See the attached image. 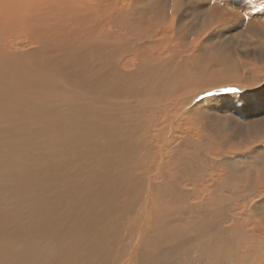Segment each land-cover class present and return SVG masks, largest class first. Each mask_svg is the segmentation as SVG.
<instances>
[{"label":"rangeland","instance_id":"rangeland-1","mask_svg":"<svg viewBox=\"0 0 264 264\" xmlns=\"http://www.w3.org/2000/svg\"><path fill=\"white\" fill-rule=\"evenodd\" d=\"M216 1L140 0L136 3V0H132L129 5L132 4L136 12L132 9L129 11L127 8L125 14L127 18L124 21L126 32L129 31L127 28L128 22L139 21L136 26L132 24V32L130 31L128 34L130 37H134L137 43L140 42L139 44L143 46L146 44L147 46L141 48L142 50L136 56L133 52L125 53V55L130 54V59L134 58L137 71L144 69L141 72V76L144 74L145 77L136 74L137 76L133 83L128 84L129 87L124 90L126 94L124 98L128 99L126 100L127 105L137 104V102L141 101L140 107L143 106L145 117L130 114V117H127L128 121H132V118L138 119V117L139 120H143L131 127L125 124L126 120L122 119L125 121L123 126L127 125L129 127L127 131L123 130V132H128L131 136L132 134L133 136L137 134L148 135V128L152 126L154 121L155 124L157 123L155 120L157 117L160 118L159 111L175 110L176 106L172 103L175 98H180L181 96L185 98L183 95H189L188 93L191 92H194V95L197 93L202 95L205 92L208 93L205 105H191V112L189 113L183 112V106L181 107L182 109L180 108L181 112L177 113V117H179L177 125L171 131L174 132L175 136L171 140H160L159 138L162 136L159 137L157 135L151 138L152 135L149 134L150 136L148 137L145 135V141L143 140L140 144H130L125 139L128 134L118 133V136L124 137L125 142L120 144L119 149L113 151L115 154L113 153L111 156L116 158V165L119 166L121 164L120 168L123 167L125 169V174L128 172L127 176L131 172L139 171L148 176L147 178H152V186L159 189L156 192L160 200L163 198L161 189L165 187L163 184L165 178L167 181L170 178L172 183L170 191L172 201L166 207V211L174 215L177 222L170 227L169 230L172 232L169 237L162 233L163 244L155 245L154 236L146 239L144 249H147V252L144 255L142 254L143 257L142 255L140 257L142 259L146 258L147 263L145 264H175V260L177 261L179 257L180 263L178 264H264V0H234L232 5L225 3L220 5V7ZM255 2H260V7L254 8L251 11L252 13H249L248 5L255 7ZM237 12L240 13L241 17H239ZM151 15L153 18H150ZM163 24L167 27L164 29L163 34L158 36L159 38L168 37L169 40L165 42L166 48L162 49V51L168 49L165 57H167L168 63L173 64L167 69L151 72L150 68L154 64L160 63V61L157 60L155 48L153 47L156 38L149 35V31H155L157 25L162 26ZM188 25L191 26L188 27ZM148 42L153 45H149ZM261 43L262 45H260ZM210 56L214 57L211 58ZM160 66H165V64ZM225 66L227 67L225 68ZM160 71L164 74L162 75ZM149 80L151 88L156 83V92L165 94L164 100L166 101L162 102L158 109H156V106L153 108L152 106L158 103L159 100L146 102L134 96L137 93V89H140L141 94H149L151 90V88H148ZM164 80H167L166 83H163ZM125 91H132L133 94ZM21 98L18 99L21 100ZM117 99L119 98L112 97L111 101H108L109 107L117 106V103H120ZM23 100L13 105L14 100L12 105L9 106V108H12V106L20 108L18 111L20 114H13L14 110L12 109L6 115V120L2 124L0 123V148L2 147L1 151H4L0 153L2 160L0 178L4 181L3 183L0 180V186H11L14 183L18 185V183L24 182L23 178L27 176L25 175L26 173L29 174L28 171H37L40 165L44 166L43 171L39 169L43 173L40 174L37 171L36 176H30L33 182L32 187L37 188L39 186L41 188V196L36 194L39 203L28 204V198L26 197L31 195L33 191H28L27 189L12 191L13 207L18 204L17 206L20 208L19 211L15 212L13 209H11L12 211L10 210L7 201L4 200L6 197L0 194V216L3 217L7 214L3 217L5 218V223H0V226H5V229L8 226L11 232L3 235L6 240H3V237L1 238L0 236L2 239L0 244L2 246L6 244L10 247L18 242L16 237L13 238L10 234H16L19 240L21 238L17 234L20 231L25 232V235L32 236L29 233L30 228L27 227L25 229V220H22L20 216L15 218L16 213L20 212L22 216L27 217L28 214L32 215V210L35 209L34 211H36L37 208H41L43 203L51 210L52 206H56L57 200H61V196L63 199L61 207L66 210L67 207H70L69 205L75 203L76 198L69 191L73 182L71 180L65 182V177L73 175L75 171H82L81 179H85L86 174L89 172V167H84L85 161L81 159V154L89 150L91 143L90 139L92 137L89 134V126H84L85 130L83 132H86V135L80 132L82 130L79 131L78 127H81V124L78 123L77 130H65L60 137H57L58 133L54 137V130L51 128L50 130L45 128L46 130H42V133L40 130H32L30 125H22L29 116L28 111L21 109ZM55 103L54 101L52 105H55ZM100 103L97 100H83L84 105L79 116L88 117L91 113L86 115L85 113L98 110V106H101ZM167 103L172 104L167 107ZM97 104L99 105L97 106ZM36 113L38 114V112ZM13 115L15 118H13ZM38 117L41 118V116ZM40 120L42 121V119ZM116 122L110 124H115ZM132 122L134 123V121ZM28 127L29 129H27ZM162 127L166 128V125H162ZM170 130L171 128L167 127L162 133L170 134ZM47 134L49 135L46 139L45 136ZM58 138L61 140L62 148L58 145ZM169 142H171V145L168 144ZM73 143L77 147H74ZM180 144H183L185 153H180V151L176 150L179 153L176 157L179 162L175 166L171 163H165L171 160V155L167 154V150L170 147L173 149V147H177ZM168 146L169 149L167 148ZM161 147H163V150ZM13 148H17L20 151L19 154L24 157L23 161L18 156H10L9 152ZM7 150L9 151L8 153ZM72 150L73 153H70L69 151ZM159 151H161L160 154H164L163 158L160 156ZM120 154L121 156L118 157ZM71 155H74L73 160H71ZM184 155L197 157L193 166H189L188 160L183 158L185 157ZM15 162L18 163L17 167L21 166L18 173L9 172L6 170H10L8 167L2 166L3 164L10 166ZM187 166L190 170L186 171ZM54 167L57 170L55 172ZM166 171L169 173L167 174L169 177H162V175L166 176ZM37 177L38 179H36ZM95 185H90L88 189L91 186L97 189L98 186ZM27 186L31 187V183L26 184ZM20 196L21 198H19ZM123 200L122 198L121 204ZM19 201H22V204ZM203 203L205 204L204 206L201 205ZM201 209L204 210L202 211ZM11 216L14 220L10 219ZM55 216L56 214L51 210L44 213L40 217L42 219L32 220L31 224L35 223L32 226L37 225L39 227L46 220L48 222L46 230H49L48 232L55 236L54 229H57V226L65 222L63 218ZM130 224L132 223L129 222L127 226L129 227ZM2 227H0V230ZM33 229L35 228L33 227ZM15 231L18 233H15ZM48 232H45V230L42 232V237L45 235L44 237L47 240L51 235ZM163 232L166 231L164 230ZM133 237V235H130L124 238L122 243L115 244L114 242L108 245L104 253H100L93 264H127L128 261L131 264L134 258L129 251L132 252L136 240ZM80 238L82 236L74 239L78 240ZM54 241L58 244L57 240ZM71 242L75 243L73 238ZM32 247L37 249L35 245H32ZM32 247H30L31 256L29 255L28 259L34 258L36 254V256L44 260V258L48 257L47 255L51 256V252L54 250L51 245L46 246L47 248L44 251L41 250L39 252L32 251ZM178 248H181L180 252H178L179 254L173 252L176 249L179 250ZM178 255L179 257H177Z\"/></svg>","mask_w":264,"mask_h":264},{"label":"bare ground","instance_id":"bare-ground-1","mask_svg":"<svg viewBox=\"0 0 264 264\" xmlns=\"http://www.w3.org/2000/svg\"><path fill=\"white\" fill-rule=\"evenodd\" d=\"M139 1L140 0H136V3ZM130 2H132V0H0V113H2V115H0V123L2 124V122L6 120V115L9 114L8 112L10 110L13 109V114H18L20 108H16V106L9 108V106L12 105L14 100L15 102L13 105L20 103L22 99H24L21 109L28 111L29 116L27 121L23 122V126L30 125L32 130H40L41 133L42 130H46L45 128H47V130H50L51 128L54 130V137L56 133H58L57 137H60L65 130H77L76 127L78 126V123H80L81 127H78L79 131L82 130L80 132H82L83 135H86V132H83V130H85L84 126L88 125L89 134L90 137H92L90 139L91 143L89 142V150H86L85 153L81 154L82 158L80 157L85 161L84 167H89V172L86 174V178L81 179L83 174L82 171H75L73 175L65 177V182L67 180L73 182L69 191L74 198H76L75 203L69 205L70 207H67L66 210H63V207H61V202L63 200L61 196V200H57L56 206H52L51 208L52 212L56 214L58 218L60 217L65 220L62 225L59 223L60 225L57 226L58 228L54 229L55 236H52L53 234L48 232L49 230H46L48 226L46 220L42 226L38 225L39 227H37V225L32 226L35 223L31 224L32 220H40L42 219L40 217H42L44 213L51 211L48 209V206H45V203L42 204L41 208H37L36 211H34L35 209L32 210V215L28 214L27 217L22 216L20 212L16 213L15 218L20 216L22 220H25V229L27 227L30 228L29 233L32 236L25 235V232L20 231V233L17 234L21 238V240H19L16 234H10L13 238L16 237L18 242L14 243L12 247L6 244L5 246L0 244V264H93L99 254L104 253L108 245H111L114 242L115 244L122 243L124 238H127L130 235H133L136 239H134L135 244L132 252L129 251L130 255L134 258L131 261V264H145L147 263L146 258L142 259L140 257L147 252V249H144L146 239L154 236L153 241L155 242V245H158L164 243V240L161 238L162 233L166 234V237L171 235L170 233L172 231L169 229L177 221L174 215H171L166 211V207L172 201V197L170 196V191L172 189L170 178L168 181L165 178V181L163 182L165 187L161 189L163 198L160 200V197L156 192L159 191V189L152 186V178H147L148 176H145L143 172L140 173L139 171L131 172L129 176H127L128 172L125 174V169L123 167L120 168L121 164L119 166L116 165V158L111 156L114 153L113 151H117L119 145L125 142L124 137L122 138L121 136H118V133H125L127 135L128 132L125 131H127L129 127L134 126L135 123L136 125L137 123L139 124V121L142 120L141 118V120H139V117L138 119L132 118V121H134L133 123L132 121H128L127 117H130V114L145 117V114H143L145 113L143 106L140 107L141 101L137 102V104L132 103L127 105L126 100L128 99L124 98V95H126L124 90L129 87L128 84H132L136 76H141V72L144 70L137 71L134 58L130 59V54L125 55V53L133 52L136 56L138 55L137 53L142 50L141 48L147 46L146 44L144 46L139 44L140 42L137 43L136 39L130 37L128 34V32L131 31L132 24L136 26L139 21L128 22L127 28L129 31L126 32L124 21L125 19L127 20L125 15L127 8L129 11L132 9L136 12L133 5H129ZM233 2L234 0L216 1L219 7L225 3L232 5ZM254 4L256 5L255 7H252L250 4L248 5L249 13L254 8L256 9L261 5L260 2H255ZM237 14L239 15L240 13L237 12ZM239 17L241 16L239 15ZM150 18H153L152 15ZM164 18H166V16H164ZM191 25H188V27ZM166 27L167 26L164 24L162 26L157 25L155 31H149V35L156 38L154 45L152 43L150 44L155 48L156 58L160 61V63L154 64L153 67L150 68L151 72H156L157 70L164 68L167 69L173 64L168 63L167 57H165V53L168 49L162 51V49L166 48L165 42L166 40H169L168 37L159 38L158 36L163 34ZM260 45H262V43ZM157 51H159V53H157ZM123 55H125V59L122 58ZM161 64H165V66H160ZM235 64L234 66H236ZM226 67L227 66H225V68ZM161 73L162 75L164 74L163 72ZM142 76L145 77L144 74ZM166 81L167 80H164L163 83H166ZM144 84L147 86L145 82ZM153 85V88H151L149 80L148 88H151L149 94H141L140 89H137V93H135L134 96L137 98L139 97L146 102L150 100H159L158 103L152 106V108L156 106V109H158V106L166 101L164 100L165 94L157 93L155 90L156 83ZM159 85H161V83H159ZM125 92L132 93V91ZM188 94L189 95L186 96L183 95L185 98L181 96L180 98L174 99L172 103L176 106L175 110L170 109L159 111L160 118L157 117V119H155L157 121L156 124L155 121L153 122L154 119L151 118L153 119V124L150 123L152 126L148 128V133L152 135L151 138H154V136L157 135L159 137L162 136L159 138L160 140L164 139L167 141L168 139H173L175 135L174 132L171 131H173L174 126L177 125L179 119L177 113L179 114V111L181 112V107L183 106V112L185 111V113H189L191 112V105L198 106L207 103L206 98L208 93L206 92L203 95L200 93L194 95V92ZM20 97H22L21 100L18 99ZM112 97L119 98L117 101L119 100L120 103H117V106L109 107L108 101H111ZM85 99H91L93 101L97 100L101 102V106L97 104V106L99 105L98 110L86 112L85 115L90 113L91 115L88 117H84L83 115L81 117V115L79 116V113L83 108V100ZM54 101L56 103L55 105H52ZM172 103H167L166 106H171ZM36 112H38V114ZM155 113L158 114L157 112ZM38 116H41V118ZM13 118H15L14 115ZM40 119H42V121ZM122 119L127 122L125 123ZM114 122H116V125L110 124ZM123 123L127 124L129 127L127 125L123 126ZM162 125H166V128L170 127L171 133L163 134L162 132L166 128L162 127ZM27 129H29V127ZM123 130L125 131L123 132ZM49 134L45 136L46 139ZM149 134H137L136 136L128 134V137H125V139L127 143L140 144L143 140L145 141L146 136H150ZM130 136L131 138H129ZM77 139L80 140L79 137H77ZM57 141L59 147L62 148L60 138H58ZM73 144L74 147H77L75 143ZM168 144L171 145V142ZM1 148L0 153H3L4 151H1ZM167 148L169 149V146ZM161 149L163 150V147H161ZM176 150L180 151V153H185L183 144L177 145V147H173V149L170 147V149L167 150V154L171 155V160H168V162L165 163H171L175 166L179 162V159L176 158L179 153ZM8 152L9 151L7 150V153ZM19 152L20 151L17 148H13L9 153L11 154L10 156H18L20 160L22 159L21 161H23L24 157L22 154H19ZM69 152L73 153V150ZM160 153L161 151H159V154ZM163 155L164 154H160L162 158ZM73 156H70L71 160H73ZM120 156L121 154L118 157ZM183 158L188 160L189 166L191 167L197 157L187 155ZM1 161L0 157V165L2 164ZM17 164L18 163L15 162L10 166L5 164L2 166L8 167L10 170H6L9 172L18 173L21 166L17 167ZM43 166L44 165H40L37 168L38 173H43ZM187 170H190L189 167L186 171ZM37 171H28L29 174L26 173L25 175L27 176L23 178L24 182L20 181L22 183H18V185L14 183L11 186H0V194L6 197L4 200L7 201L10 210L13 209L15 212L20 210L17 206L18 204L13 207V193H11L12 191L15 192L20 189L21 191L26 189L28 191H33L31 195L26 197L28 198V204L39 203L36 194H40L41 196V188L39 186H37V188H34V186L32 187L33 182L30 178V176H36ZM55 171L57 170L54 167V172ZM5 174L8 175L7 172H5ZM165 174L166 176L162 175V177H169L167 171ZM43 176L45 175L43 174ZM36 179H38V177ZM0 180L3 181L1 178ZM29 183H31V187H26V184ZM92 184H96L95 186H98V188L94 189V187L91 186L93 189H88ZM19 198H21V196ZM122 198L124 200L121 204ZM22 201H19V203L21 202L22 204ZM201 205L204 206L205 204L203 203ZM3 217L0 216V223H5V218ZM10 219H13V217L11 216ZM129 222L132 224L128 227L127 224ZM159 225L161 228H159ZM10 226L12 227L11 223ZM33 227L35 229H33ZM44 230L51 234H49L50 238L48 240L44 237L45 235L42 237V232ZM164 230L166 232H163ZM9 233L11 232L8 226L6 229L5 226H3L0 230V236L1 238L3 237V240H6V237L3 235ZM15 233L18 232L15 231ZM79 236H82V238L78 240L74 239ZM72 238L75 243L71 242ZM54 240H57L58 244ZM0 242H2V239ZM4 243L6 242L4 241ZM32 245H35L37 249L33 248ZM48 245L53 246L52 249H54L51 252V256L47 255L48 257L42 260L40 259L41 257L39 258L33 253L35 254V256L32 254L34 258L28 259V256H31L29 251L30 247L33 248L32 251L35 250V252H39L41 250L44 251ZM180 249H176L173 252L178 253L180 252ZM175 253H173V255H175ZM177 257H179V255ZM179 258L177 261L175 260V264L180 263ZM127 264H130V261H128Z\"/></svg>","mask_w":264,"mask_h":264}]
</instances>
